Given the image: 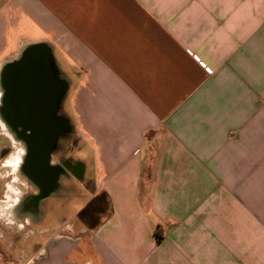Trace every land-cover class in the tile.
Instances as JSON below:
<instances>
[{"label": "crops", "instance_id": "1", "mask_svg": "<svg viewBox=\"0 0 264 264\" xmlns=\"http://www.w3.org/2000/svg\"><path fill=\"white\" fill-rule=\"evenodd\" d=\"M34 50L113 211L27 264H264V0H0V68Z\"/></svg>", "mask_w": 264, "mask_h": 264}, {"label": "rangeland", "instance_id": "2", "mask_svg": "<svg viewBox=\"0 0 264 264\" xmlns=\"http://www.w3.org/2000/svg\"><path fill=\"white\" fill-rule=\"evenodd\" d=\"M22 57H16L12 65L21 62ZM5 70L4 67L0 68V80ZM65 84L61 106L63 117L71 125V129L68 134L61 136L52 161L61 168L66 165L73 169L75 164L83 167L84 163L90 166L92 152L89 147H85L84 136L76 127L77 123L68 102L71 88L68 81H65ZM1 95L0 86V264H27L38 246L51 238L53 228L59 227L72 216H77L90 224L93 221L97 226L112 216L113 208L105 193L98 194L89 202L91 194L88 189L91 185L85 179L83 171L80 173V180H77L71 169L64 168L65 171L59 174L60 190L55 189L51 194L49 191L50 195L41 204L39 214L25 211V205L29 204L27 207L31 208V197L35 195V191L30 184H26L16 169L21 160L20 140L14 139L11 148L10 142L6 139L7 133L1 119L3 109ZM6 146L10 151L9 155L4 157L3 151L8 149L4 148ZM27 198L28 201L23 203ZM83 211V218H80ZM48 228L51 230L47 231Z\"/></svg>", "mask_w": 264, "mask_h": 264}, {"label": "flooded vegetation", "instance_id": "3", "mask_svg": "<svg viewBox=\"0 0 264 264\" xmlns=\"http://www.w3.org/2000/svg\"><path fill=\"white\" fill-rule=\"evenodd\" d=\"M28 56L8 66L0 80L1 119L10 147L13 148L14 139L20 140L21 160L16 169L35 191L31 197V208L27 207L29 204L25 205V211L39 214L43 201L52 191L59 189L60 172L71 169L66 165L61 168L52 161L61 136L68 134L71 125L62 113L61 99L65 86L59 73L53 64L45 62L47 57L44 53L36 51L31 63H26ZM9 151V148L5 149L3 156H8ZM71 170L74 178L80 180L83 167L75 164Z\"/></svg>", "mask_w": 264, "mask_h": 264}, {"label": "water", "instance_id": "4", "mask_svg": "<svg viewBox=\"0 0 264 264\" xmlns=\"http://www.w3.org/2000/svg\"><path fill=\"white\" fill-rule=\"evenodd\" d=\"M37 50H34V52H32L31 54H30V56H28L29 57V60L26 62V63H31L32 62V60H33V56H34V54H35V52H36ZM47 58H46V63H49L50 62V57L49 56H46Z\"/></svg>", "mask_w": 264, "mask_h": 264}, {"label": "trees", "instance_id": "5", "mask_svg": "<svg viewBox=\"0 0 264 264\" xmlns=\"http://www.w3.org/2000/svg\"><path fill=\"white\" fill-rule=\"evenodd\" d=\"M87 209V208H86ZM86 209H84V211L86 210ZM84 211L80 214V218H83V214H84ZM91 215V214H90ZM92 227L93 228H95V226H96V224L95 223H93V221H92Z\"/></svg>", "mask_w": 264, "mask_h": 264}, {"label": "built area", "instance_id": "6", "mask_svg": "<svg viewBox=\"0 0 264 264\" xmlns=\"http://www.w3.org/2000/svg\"><path fill=\"white\" fill-rule=\"evenodd\" d=\"M196 60H197V61H199V59H198V58H196ZM208 72H209V73H211V71H210L209 69H208Z\"/></svg>", "mask_w": 264, "mask_h": 264}, {"label": "bare ground", "instance_id": "7", "mask_svg": "<svg viewBox=\"0 0 264 264\" xmlns=\"http://www.w3.org/2000/svg\"><path fill=\"white\" fill-rule=\"evenodd\" d=\"M3 76V75H2Z\"/></svg>", "mask_w": 264, "mask_h": 264}]
</instances>
